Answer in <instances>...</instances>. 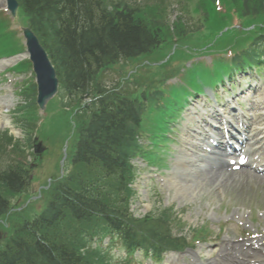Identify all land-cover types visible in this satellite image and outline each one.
Wrapping results in <instances>:
<instances>
[{"label": "rangeland", "instance_id": "374dc122", "mask_svg": "<svg viewBox=\"0 0 264 264\" xmlns=\"http://www.w3.org/2000/svg\"><path fill=\"white\" fill-rule=\"evenodd\" d=\"M104 1L106 4L124 3L128 7L138 10L139 15L145 20L167 21L168 26L174 25L173 22L181 11L192 14L198 4L202 3V0ZM3 7L4 1L0 0V10ZM209 12L211 13V11ZM210 21L213 24L209 23L208 30L201 33L189 26L178 25L182 37H178L177 45L171 44L166 30L161 29L160 42L149 54L131 60L119 61L102 69L97 81L115 91L121 90L122 93L134 99L141 94L147 95L154 92L163 84L165 79L172 77L176 70L185 65L188 57L197 53L202 54L203 51L211 47L212 39L221 37V34L224 33L221 29L223 24L213 20V18H210ZM260 21L249 20L247 22L250 31L240 41L242 45L263 33L261 32ZM20 22L25 23L20 16L11 21L12 29L16 32L14 42L19 39V44L13 43L7 37H1L0 52L8 50V54H10L21 50ZM1 28L3 27L1 26ZM229 37L233 39L232 35H225L221 44L229 43ZM29 73L28 70L20 75L13 74L11 79L10 89L13 91L14 105L10 106L5 115L9 118L14 130L19 133L14 136L0 126V168L6 167L10 160H20L23 165H27L32 189L29 193L27 191L9 199L10 209L0 219V245L10 236L12 225L21 219H31L39 214L48 200L51 186L57 182V179L67 175L68 171L71 170L68 164L70 163L68 154L73 152V145L78 138L79 128L85 125L88 120V115L83 106L88 104L87 107H90L89 100L79 98L80 103L73 105L71 100L63 96L61 91L47 105L50 111L49 118L47 121L45 119L41 121L45 115L38 111L33 103H30L34 98L32 89L23 91L27 86L34 84ZM4 86L0 81V95L6 94ZM30 94L31 98L28 97ZM92 97L94 96L92 95ZM25 103H27V109L17 112L19 106ZM63 109L66 110L64 113L61 112ZM144 118L143 123L148 126H154L158 122L157 119L148 115H145ZM40 122L41 128L35 131L36 124ZM33 138H36V144L39 143L43 148V152L39 155L33 153ZM167 144L164 150L166 154L171 151L170 147L174 142L169 140ZM64 150L66 161L61 166ZM14 151L22 152L14 156ZM163 165L166 166L165 163ZM218 181L215 183L213 177L210 178L207 173H198V176L192 178L191 181L193 188L196 189L190 197V202H187L186 198H181L178 202H174L175 207L172 210L165 212V216L162 214V210L170 205V201L165 202L164 198L158 196L151 197V194L146 196L142 193L144 190L148 191L150 186H140L137 194L133 193L130 210L135 218L143 217L149 212L151 215L148 218L150 219L167 218L170 227L175 228L182 235L187 234V239L193 238L192 235L197 237L210 236L212 238L216 236L221 238L225 235L230 237L235 230H238L235 228L238 227V222L244 223L246 220L256 218L258 213L264 214V186L242 175L231 176L230 174V176H225ZM82 253L83 256L89 257L92 264H101L93 255ZM116 260L111 258V261L108 262L105 259L102 264H112Z\"/></svg>", "mask_w": 264, "mask_h": 264}, {"label": "trees", "instance_id": "16d2710c", "mask_svg": "<svg viewBox=\"0 0 264 264\" xmlns=\"http://www.w3.org/2000/svg\"><path fill=\"white\" fill-rule=\"evenodd\" d=\"M18 1L27 25L43 41L60 82L71 93L85 94L100 69L146 54L159 43L161 30L154 21L125 4L117 3L109 10L100 0ZM95 89L101 94V88ZM116 95L99 101L102 105L80 130L73 158L75 164L101 167L107 175L127 168L143 109L140 102ZM85 173L94 177L84 178ZM85 173L70 175L67 182L75 189L64 186L65 197L56 190L36 220L14 229L0 249V264H81L80 254L68 245V233L62 228L68 214L84 219L109 211L96 193L94 179L99 175ZM0 186L1 217L8 209L6 195L19 194L28 186L27 170L17 164L8 166L0 172Z\"/></svg>", "mask_w": 264, "mask_h": 264}, {"label": "water", "instance_id": "95a60500", "mask_svg": "<svg viewBox=\"0 0 264 264\" xmlns=\"http://www.w3.org/2000/svg\"><path fill=\"white\" fill-rule=\"evenodd\" d=\"M27 36L29 38L27 39V44L28 46L30 45L28 49L31 54L32 61L34 62L35 74L38 83V99L40 103H42L54 93L56 80L54 78L53 70L47 63L43 52L40 50L37 44L31 45L30 42L33 39L29 34H27ZM35 53L37 54V57L35 56Z\"/></svg>", "mask_w": 264, "mask_h": 264}, {"label": "bare ground", "instance_id": "6f19581e", "mask_svg": "<svg viewBox=\"0 0 264 264\" xmlns=\"http://www.w3.org/2000/svg\"><path fill=\"white\" fill-rule=\"evenodd\" d=\"M10 103H11L10 97H8V96L1 97L0 96V122L4 126L8 125V123L5 120V117L2 115V113L4 112V110H7L9 108ZM196 130L198 131L199 129L196 127ZM178 161L180 162V166L184 165V164H181V163L184 162L181 158H178ZM210 174H214V172L210 173ZM217 176H222L223 177L225 175L223 173H218ZM222 177H220V178H222ZM214 182L217 183L219 181L215 180ZM175 184H176V188L175 189L179 190V193L182 195V197L190 198L192 196V194L195 193V189L196 188L190 187V185L186 184L185 181L176 180Z\"/></svg>", "mask_w": 264, "mask_h": 264}]
</instances>
